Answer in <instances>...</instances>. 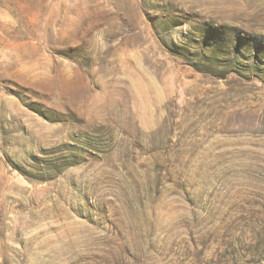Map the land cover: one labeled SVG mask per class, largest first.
<instances>
[{
	"label": "rangeland",
	"instance_id": "rangeland-1",
	"mask_svg": "<svg viewBox=\"0 0 264 264\" xmlns=\"http://www.w3.org/2000/svg\"><path fill=\"white\" fill-rule=\"evenodd\" d=\"M0 264H264V0H0Z\"/></svg>",
	"mask_w": 264,
	"mask_h": 264
}]
</instances>
